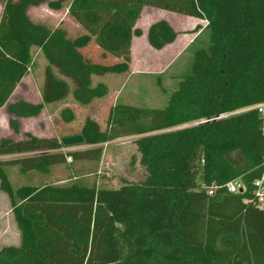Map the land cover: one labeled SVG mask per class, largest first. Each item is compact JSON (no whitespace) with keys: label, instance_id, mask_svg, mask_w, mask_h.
Wrapping results in <instances>:
<instances>
[{"label":"trees","instance_id":"trees-1","mask_svg":"<svg viewBox=\"0 0 264 264\" xmlns=\"http://www.w3.org/2000/svg\"><path fill=\"white\" fill-rule=\"evenodd\" d=\"M0 109L15 137L0 139V190L10 200L19 245L0 248V264H264V207L252 201L264 152L257 110L209 120L264 102V0H0ZM46 5L79 26L71 35L30 15ZM147 7L207 22L209 46L194 52L163 108L116 103L103 129L88 115L81 131L63 137L22 132V121L70 94L82 107L108 93L94 76L132 71V44ZM178 32L165 19L147 32L162 50ZM33 48L47 66L42 100L12 96L33 66ZM93 48L95 55L88 53ZM76 119L71 107L60 112ZM197 122H201L196 124ZM82 135L83 149L64 137ZM136 137L145 176L119 188L99 185L95 174L104 144ZM76 146V145H73ZM92 164L88 176L75 165ZM56 166L68 181L14 185L8 169L22 177H46ZM239 179L244 189L209 196L202 184Z\"/></svg>","mask_w":264,"mask_h":264},{"label":"rangeland","instance_id":"rangeland-1","mask_svg":"<svg viewBox=\"0 0 264 264\" xmlns=\"http://www.w3.org/2000/svg\"><path fill=\"white\" fill-rule=\"evenodd\" d=\"M2 7L3 4L0 3V14ZM30 15L35 21L46 23L50 27L63 25L71 35L81 32L77 23L68 16L65 8L54 11L46 5L33 6L30 8ZM161 18L169 20L178 32V40L175 44L163 51H157L147 44L146 36L139 37L135 44L131 72L93 77V85L104 83L107 86L108 93L105 97L95 99L89 107H82L74 101L70 94L62 101L47 104L38 117L24 119L22 132L29 131L39 137H63L77 134L81 131L88 115L95 116L104 129L109 108L116 103L153 108L165 107L170 94L177 89L182 76L189 72L194 52L199 48L209 46V31L206 29V21L194 20L185 15L152 8L145 9L138 27L146 33L150 24ZM199 22L202 24H198ZM88 53L95 55L96 52L91 48ZM32 55L33 66L16 88L11 101L24 99L39 103L42 100L47 63L39 49L33 48ZM65 107H71L76 114V119L71 123H65L60 117V112ZM9 118L6 110L1 109L0 139L18 137L9 124ZM135 139L136 137H128L104 144L103 158L98 170L89 178L96 179L99 185L105 187H120L125 181L142 180L146 171L140 163L141 154ZM83 148L85 146L76 145L70 149ZM92 167V164L77 163L75 171L80 170V174L88 176V170ZM8 172L15 186L29 182L36 184L46 181L66 182L71 174L67 166L54 168L52 174L46 177H41L36 173L28 175L27 178L22 177L17 167H10ZM15 231V220L11 212L9 197L0 190V233L3 236L5 232L1 242L15 243L17 241Z\"/></svg>","mask_w":264,"mask_h":264},{"label":"built area","instance_id":"built-area-1","mask_svg":"<svg viewBox=\"0 0 264 264\" xmlns=\"http://www.w3.org/2000/svg\"><path fill=\"white\" fill-rule=\"evenodd\" d=\"M248 110H257V112L260 114V117L262 119V133L264 135V102L254 104L252 106H248L245 108H241L238 110H234L231 112H226L222 113L219 116H216L212 119H207V120H202L201 122H207L209 120H218V119H223V118H228L230 116L248 111ZM201 122H197L201 123ZM202 189L206 191V193L209 196H215L218 191L221 189H225L229 193H237L241 190L244 189V186L242 182L239 179H235L232 181H229L228 183L224 185H219L217 183H212V184H202ZM252 201L255 203V205L259 208L262 209L264 207V152H263V158H262V165H261V171L260 175L253 181V198Z\"/></svg>","mask_w":264,"mask_h":264},{"label":"crops","instance_id":"crops-1","mask_svg":"<svg viewBox=\"0 0 264 264\" xmlns=\"http://www.w3.org/2000/svg\"><path fill=\"white\" fill-rule=\"evenodd\" d=\"M147 8H151V7H147ZM146 9V8H145ZM145 9L143 10V12L145 11ZM153 10L155 9V8H152ZM157 10H159V9H157ZM171 13H173V12H171ZM142 17H143V13H142ZM141 17V18H142ZM189 17V16H188ZM192 19H194V20H199V21H205V20H201V19H197V18H194V17H191ZM161 19H165V18H161ZM160 20V19H159ZM165 20H167V19H165ZM139 21H141V19L139 20ZM139 21H138V23H139ZM168 22H169V20H167ZM138 23H137V27H138ZM170 23V22H169ZM152 24V23H151ZM150 24V25H151ZM171 24V23H170ZM198 24H202V23H198ZM150 27V26H149ZM173 27V26H172ZM149 29V28H148ZM148 32V31H147ZM147 32L146 33H144L143 32V34L141 35V36H146V41H147V44L150 46V44H149V42H148V37H147ZM141 36H138V37H135L134 38V40H133V44H132V56H133V62H134V50H135V44H136V42H137V40H138V38L139 37H141ZM177 40H178V36H177V38H176V40L172 43V44H169L168 46H166L165 48H163L162 49V51L163 50H165L167 47H169L170 45H173V44H175L176 42H177ZM151 47V46H150ZM152 48V47H151ZM152 49H154V48H152ZM154 50H156V49H154ZM157 51H161V50H157ZM1 110V109H0ZM56 167H59V166H56ZM55 167V168H56ZM112 188H119V187H112ZM11 212H12V210H11ZM14 216V215H13ZM15 220V219H14ZM15 229H16V231H15V235H16V237H17V241L15 242V243H9V242H1V239L3 238V236L5 235V232H4V235L2 236L1 234L2 233H0V244H1V247L2 246H5V245H19V241H20V231H19V228H18V226H17V224H16V221H15Z\"/></svg>","mask_w":264,"mask_h":264},{"label":"water","instance_id":"water-1","mask_svg":"<svg viewBox=\"0 0 264 264\" xmlns=\"http://www.w3.org/2000/svg\"><path fill=\"white\" fill-rule=\"evenodd\" d=\"M62 143L65 146L80 145L84 143V137L82 135L64 137L62 139Z\"/></svg>","mask_w":264,"mask_h":264}]
</instances>
